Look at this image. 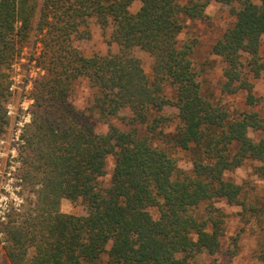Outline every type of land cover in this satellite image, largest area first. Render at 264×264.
Listing matches in <instances>:
<instances>
[{"label": "trees", "instance_id": "1", "mask_svg": "<svg viewBox=\"0 0 264 264\" xmlns=\"http://www.w3.org/2000/svg\"><path fill=\"white\" fill-rule=\"evenodd\" d=\"M211 3L230 5L234 18L212 47L222 91H244L253 106L254 79L264 78V0H0V134L10 125L13 65L32 37L43 69L21 150L35 199L6 225L10 264H232L239 236L225 247L218 201L264 222V200L227 178L249 161L264 177V116L205 93L197 39L180 35ZM92 22L111 30L117 52H83ZM138 50L152 58L150 74ZM65 198L86 213L62 211ZM257 255L264 262V249Z\"/></svg>", "mask_w": 264, "mask_h": 264}, {"label": "rangeland", "instance_id": "2", "mask_svg": "<svg viewBox=\"0 0 264 264\" xmlns=\"http://www.w3.org/2000/svg\"><path fill=\"white\" fill-rule=\"evenodd\" d=\"M253 1L260 2V0ZM138 6L139 3L136 2L132 8L135 10ZM230 8L231 6L227 4L211 3L208 6V16L205 19L187 20L180 39L182 41L190 38L197 39L193 57L197 68L201 72L202 85L206 94L215 101L227 103L232 112L244 109L256 110L264 116L263 77L254 79L257 101L253 106L247 104V95L244 91L235 94H225L222 91L224 81L222 76L223 61L220 56L213 52L212 47L226 27L234 22ZM90 29L91 38L79 42L86 55L108 54L109 52L118 51V44L112 40L110 29L105 30L96 22L91 23ZM34 40L35 37H32L24 47L20 58L13 65L11 80L14 79L15 86L7 104L8 109L11 111V114H9L11 117L10 125L5 133L0 134V195L8 193L13 196L15 195L12 193L13 191L18 192L24 198L20 210L25 209L30 201L35 199V194L25 183L21 174V150L25 144L23 134L26 125L32 120L31 110L34 102L29 94L34 79L43 72V69L36 64L35 59L39 50ZM136 54L141 58L145 71L150 74L152 71V58L149 54L140 50ZM86 85L85 81L82 82L78 94L75 96V102L78 105L83 104V96L87 93ZM172 111L173 109L166 110V112ZM114 123L126 128L121 119H114ZM180 159L182 167H191L187 156H182ZM260 164L257 161H249L227 175V178L242 184L249 195L258 197L260 200H257V204L259 205L264 200V177L256 172V166ZM113 167L114 158L111 156L107 164L106 184L111 179ZM218 205L226 212L225 247L233 245V238L239 236L240 250L232 264H264L257 255L258 251L264 249V222H260L255 217H246L243 214V208L231 205L225 200H219ZM61 210L75 214L86 213L85 205L81 200L73 202L66 198L62 202ZM227 262L230 263V260L228 259ZM0 264H10L5 254L1 256Z\"/></svg>", "mask_w": 264, "mask_h": 264}, {"label": "built area", "instance_id": "3", "mask_svg": "<svg viewBox=\"0 0 264 264\" xmlns=\"http://www.w3.org/2000/svg\"><path fill=\"white\" fill-rule=\"evenodd\" d=\"M12 80L13 82L10 89L13 92L15 84L14 79ZM8 113L11 114L9 109ZM12 193L15 195L12 196L8 193L5 195H0V259L2 255H6V245L8 244L6 225L9 221L10 215L12 212L20 210L24 203V198L18 192L15 193V191H13Z\"/></svg>", "mask_w": 264, "mask_h": 264}]
</instances>
